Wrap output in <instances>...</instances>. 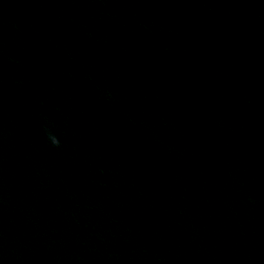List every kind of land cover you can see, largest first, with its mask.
I'll return each instance as SVG.
<instances>
[{
  "label": "clouds",
  "instance_id": "clouds-1",
  "mask_svg": "<svg viewBox=\"0 0 264 264\" xmlns=\"http://www.w3.org/2000/svg\"><path fill=\"white\" fill-rule=\"evenodd\" d=\"M49 139L51 140V143L53 146H55V147L60 146V141L55 135L49 133Z\"/></svg>",
  "mask_w": 264,
  "mask_h": 264
}]
</instances>
